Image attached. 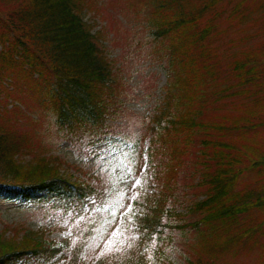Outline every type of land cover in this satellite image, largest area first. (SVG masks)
Listing matches in <instances>:
<instances>
[{
  "label": "trees",
  "instance_id": "trees-1",
  "mask_svg": "<svg viewBox=\"0 0 264 264\" xmlns=\"http://www.w3.org/2000/svg\"><path fill=\"white\" fill-rule=\"evenodd\" d=\"M190 1L118 4L132 30L125 36L116 29L118 39L125 36L126 71L141 57L167 59L157 64L166 72L163 94L133 139L109 124L122 110L117 97L130 93L116 58L105 57V37L83 19L86 12L102 16L94 1L0 0V200L41 203L44 216L57 220L52 233H71L51 243L42 228L20 239L5 238L3 229L0 264H238L243 248H259L264 260V50L245 58L246 69L234 64L235 86L197 88L195 78L216 68L208 54L192 57L190 50L206 46L213 26L201 20L225 0L193 11ZM252 3L258 8L251 13L264 10V0L234 7L240 13ZM234 98V119L212 122L211 111L208 122L197 108ZM62 141L80 156H94L101 144L128 148L141 183L127 212H94L93 195L103 187L60 173L63 163L51 152ZM93 238L101 253L84 256ZM72 245L69 257L57 259Z\"/></svg>",
  "mask_w": 264,
  "mask_h": 264
},
{
  "label": "rangeland",
  "instance_id": "rangeland-1",
  "mask_svg": "<svg viewBox=\"0 0 264 264\" xmlns=\"http://www.w3.org/2000/svg\"><path fill=\"white\" fill-rule=\"evenodd\" d=\"M93 1L94 6L102 16H93L92 13L86 12L83 17L88 23L94 24L91 27L93 34L101 33L105 37L100 39L103 46H106L105 57L111 62L116 58L117 63L114 68L117 67V64L119 65L130 93L128 99H126L124 93L117 97L122 110L118 115L108 116L112 118L109 119V124L113 129L120 126L126 136L138 139V132L147 121L148 111L153 107L156 99L163 94V87L166 84V72L157 64H166L167 59H163L161 56L158 57V55L145 59L141 57L137 62L130 61L128 63L133 71L127 72L122 62L123 58L121 57L124 56L120 45L124 42L125 36H130L132 30L128 23L129 20H127L128 15L122 16L121 11L118 10V4L126 5V0ZM208 1L210 0H191L186 7L189 11H193V9L206 6ZM236 1L238 0H234L230 4H227L228 0L223 1L216 8L214 7V10L206 12L204 19L201 20L202 26L208 21L210 26H213V30L206 46L195 44L199 47V50L196 51L195 45H193L190 54L192 57L208 54L212 58L216 71L210 77H196L197 88L203 87L214 90L221 86H235L234 78L237 75L230 72L233 70L234 64L241 61L246 69L245 58L264 50V10L251 13L252 8H258L256 3H252L248 10L239 13L240 9L234 7ZM117 28H121L125 35L120 39L117 37ZM239 100V98L223 99L221 101L208 100L205 104H199L197 108L201 110L203 119L208 122V115L211 111L216 112L212 122L225 120L227 115L232 116L231 118L234 119L235 115L240 113V109L233 104H239ZM227 101L230 102L225 104ZM29 116L32 117V115ZM51 153L58 156L64 163L60 173L69 177L71 181L78 179L83 184L93 183L100 185L96 187L110 189L112 193L106 199L102 198L103 193L98 198H96V194L93 195L94 212H103L108 207L109 202L117 196L121 198L120 204L122 206H117L113 209V212L117 215L129 208L134 194L133 189L135 187L133 185L138 180V173L137 171L134 172L128 159V148L123 150V148H112L106 144H101L95 148L94 156L80 157L76 151L70 148L67 141H62L59 148ZM20 156H22L20 157L21 160L28 162L29 156L27 154ZM102 157L104 159H101ZM117 165H126L131 169V174L127 175L125 180L120 179L126 174ZM89 174L94 178L88 176ZM241 180L240 187L243 188L248 182V178L243 177ZM54 222H57V220L53 217L44 216V205L41 203L0 201V231L3 232V229H6V232H4L5 238H15L14 236H17L20 239L24 229H30L33 233L40 234L42 228L43 237L48 238L51 243L64 241L71 233L69 230L51 233ZM65 225V221L59 222V226L64 227ZM5 226H9V228H4ZM15 232H18L17 235ZM100 242V239L93 238L86 246L84 256L97 257L101 253ZM72 247L73 245L70 249L62 252L64 256H70ZM237 263L264 264L263 255L259 248L254 250L243 248L237 257ZM27 264H32V262Z\"/></svg>",
  "mask_w": 264,
  "mask_h": 264
},
{
  "label": "snow or ice",
  "instance_id": "snow-or-ice-1",
  "mask_svg": "<svg viewBox=\"0 0 264 264\" xmlns=\"http://www.w3.org/2000/svg\"><path fill=\"white\" fill-rule=\"evenodd\" d=\"M126 158H127V154H126ZM101 159H104V158L102 157ZM117 166L120 167L123 172H125L126 175L125 176H122L120 178L121 180H125L126 179V176L131 174V169L128 168L126 165H117ZM140 183H141V181L140 180H137L136 183H135V185H133V187H136ZM133 199H136V197H133ZM120 200H121V198L119 196H117L115 199L111 200L109 202L108 207L105 208L104 211H106V212H112V214L114 216L115 213L113 212V209L116 208L117 206H122L120 204ZM105 222L108 223L109 221H105ZM113 235H115V233ZM127 246L128 247H131V244H128Z\"/></svg>",
  "mask_w": 264,
  "mask_h": 264
}]
</instances>
